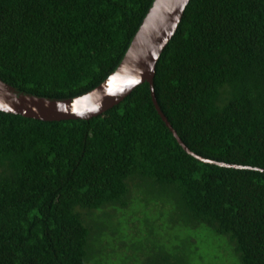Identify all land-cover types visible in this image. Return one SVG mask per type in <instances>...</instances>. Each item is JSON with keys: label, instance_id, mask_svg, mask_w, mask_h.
Returning a JSON list of instances; mask_svg holds the SVG:
<instances>
[{"label": "trees", "instance_id": "obj_1", "mask_svg": "<svg viewBox=\"0 0 264 264\" xmlns=\"http://www.w3.org/2000/svg\"><path fill=\"white\" fill-rule=\"evenodd\" d=\"M151 2L0 0V78L49 97L90 90L117 65ZM153 83L192 152L264 169V0H189ZM137 189L169 213L163 232L148 230L157 237L149 245L118 239L129 264H193L162 229L176 224L189 237L196 227L226 236L238 264H264V173L188 154L147 82L88 119L0 110V264H111L95 244L118 237L99 213L125 208ZM130 222L136 233L138 218Z\"/></svg>", "mask_w": 264, "mask_h": 264}, {"label": "water", "instance_id": "obj_2", "mask_svg": "<svg viewBox=\"0 0 264 264\" xmlns=\"http://www.w3.org/2000/svg\"><path fill=\"white\" fill-rule=\"evenodd\" d=\"M188 1L152 0L117 65L90 90L69 97H49L21 90L0 78V110L43 121L88 119L118 104L137 85L147 82L157 113L188 154L203 162L264 173L259 167L219 162L192 152L177 135L156 100L153 83L156 63L174 34Z\"/></svg>", "mask_w": 264, "mask_h": 264}, {"label": "rangeland", "instance_id": "obj_3", "mask_svg": "<svg viewBox=\"0 0 264 264\" xmlns=\"http://www.w3.org/2000/svg\"><path fill=\"white\" fill-rule=\"evenodd\" d=\"M141 192L142 191L140 189H137L136 193L138 194V196H135L134 200L125 208L117 209V212L113 210H109L106 212L104 210H101V213H99V220L110 226V228L116 229V235L118 237H115V239H112L110 237L111 239L109 240L102 239L95 244L97 250H99V252L104 255V260H106V262H109L111 264L130 263L131 260L130 258H128L129 252L128 250H126H130V248L129 246L126 249L119 247L118 239H130L134 236L136 237L137 241L141 239L145 242L146 239L148 245L156 240L157 237H155L154 234L156 232L147 235L149 233L148 230L151 227H154V231H157L158 229L160 230L159 225L162 224L161 219L163 217H167L169 212H167L166 209L164 210L163 206L159 209L156 208L150 202V199L152 197H147L144 193ZM146 197L149 199V204H146ZM107 212L113 214L111 216L103 214ZM135 217L138 218L139 223L137 232L128 233V229L132 225V222H130V220L134 221ZM156 217H159V222H157ZM164 225L165 223H163L162 226ZM171 226L172 227H170V229H164L163 227L162 229L166 230L165 234L172 236L175 240H179L177 241V245H182L183 243L182 250L192 254L190 255V259L192 260L193 264H238V258L234 250L232 249V246H229L224 242V238H226V236L215 235L207 227H196L192 229L193 231H191L194 236L189 237L188 232L190 231H186L187 229L185 230V228H183L184 225L176 224ZM160 232L163 231L160 230ZM188 237H194L196 239H193V241H191ZM183 239H185L184 241L186 242L182 241ZM188 242H191L193 244L195 243V245H192ZM130 247L133 249V246ZM133 253L137 252L133 250V252L131 251V254ZM139 257H141V255H139Z\"/></svg>", "mask_w": 264, "mask_h": 264}]
</instances>
